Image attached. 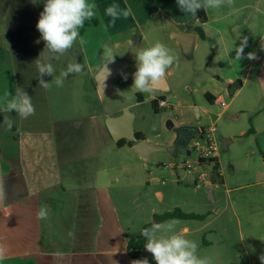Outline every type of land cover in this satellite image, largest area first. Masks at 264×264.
I'll return each mask as SVG.
<instances>
[{
    "label": "crops",
    "instance_id": "crops-1",
    "mask_svg": "<svg viewBox=\"0 0 264 264\" xmlns=\"http://www.w3.org/2000/svg\"><path fill=\"white\" fill-rule=\"evenodd\" d=\"M89 2L96 5L97 17L85 21L80 29L87 44L82 49L77 40L68 52L51 61L56 76L66 70L69 63H81L83 71L69 74L62 87L52 82L53 76L45 75L43 78L51 84L45 89L39 86L35 64L45 49V41L36 27L44 7L37 8L36 0H0V103L7 94L15 95L19 88L30 95L35 107V114L27 119L20 118L15 112L8 113L13 120L11 128L0 126L3 196L0 202V245L5 248L0 264H132L134 260H140L141 254L137 258L130 256L129 238L123 232L125 225L116 197L117 194L123 196L125 188L121 187L117 193L112 190L114 183L122 181V177L113 174L112 168L93 169L88 162L93 160L95 163L98 159L99 165L105 158H112L113 145L121 151L125 147L133 149L132 155L123 153L131 160L122 158L118 163L121 172L124 168L129 171L130 180L136 178L143 158L134 145L125 143L120 146L118 141L122 138L131 140V135L125 134L129 128L149 138L142 125L135 126V121L144 119L145 115L133 107L160 97L167 100L165 93L171 90V82L166 71L165 78L154 85L152 91L133 88L136 57L123 55L118 50L119 46L128 43L124 37L126 32L139 27L131 1ZM111 4H118L121 9L131 7L134 15L127 19L121 17L112 24L111 17L105 12ZM237 8L242 12L241 6ZM207 13L204 24L210 25L213 12L208 9ZM224 22L223 19L216 20V25ZM198 25L173 29L172 35L174 37L176 32L194 34L193 48L199 38H214L212 30L206 32V37H201L196 30ZM260 44L258 40L249 45V52L258 56ZM105 45L113 49L115 58L126 61L117 81L116 94L125 87L127 95L121 94L114 99L118 106L113 112L106 111V108L98 111L100 104L102 108L106 103L105 98L113 95L104 96L99 89L98 76L105 64ZM44 55H48L46 50L41 60ZM228 78L232 80L231 75ZM119 79L123 80L121 84ZM230 87L235 89L237 86L231 83ZM206 93L216 99L214 92ZM199 112L202 116L201 108ZM4 115L0 112V122ZM123 116H129L130 121L120 124L118 130L121 134L115 137L108 120ZM153 179L155 176L148 177V186ZM211 192L214 199V185L210 195ZM157 193L163 197L162 191ZM42 206L48 209L47 219H37V211ZM126 206L128 204L124 203L123 207ZM153 212L155 216L154 209ZM117 238H120L119 242Z\"/></svg>",
    "mask_w": 264,
    "mask_h": 264
},
{
    "label": "rangeland",
    "instance_id": "rangeland-1",
    "mask_svg": "<svg viewBox=\"0 0 264 264\" xmlns=\"http://www.w3.org/2000/svg\"><path fill=\"white\" fill-rule=\"evenodd\" d=\"M130 1L139 27L126 32L124 37L128 43L119 46V52L135 56L160 41L177 58L166 70L171 90L165 94L170 105L159 111L152 101L133 107L145 115L144 119L135 121V126L142 125L149 137L146 139L166 149L154 151L149 161L141 159L142 167L131 180L129 171L124 168L121 172L118 162L122 158L131 160L123 153L132 155L133 149L125 147L121 151L113 145L112 158H105L99 165L98 159L95 163L91 160L88 166L100 167L102 171L112 168L113 174L122 177L112 190L117 193L121 187L125 188L123 196L117 194L116 198L123 215L124 236L129 240H138L147 223L174 221L175 232H183L186 238L196 241L198 255L210 258L211 264H261L259 256L264 254V50H261L264 0H234L231 6L210 9L212 24H203L202 28L205 34L214 31L215 36L199 38L190 51L183 49L172 31L200 24L198 11L196 15L183 12L177 0ZM45 2L36 0L37 8L44 7ZM240 6L242 12L237 8ZM219 19L225 22L217 26ZM244 35L248 37L245 57L249 45L260 40L259 58L255 61L235 59V48ZM135 36H140L137 41ZM231 83L237 87L231 88ZM123 90L106 97V103L102 108L101 103L98 111L106 108L113 112L118 106L114 99L125 95V87ZM208 91L214 92L216 99L209 100ZM196 107L202 109V116ZM190 124L206 129L199 138L202 145L207 144L210 135L207 128L212 125L217 135L231 137L226 144L218 137L215 152L221 167L220 177L215 180L213 163H198L201 150L195 147V139L190 142L191 147L174 149L180 128ZM251 127L255 131L248 133ZM149 176H155L151 186L147 185ZM212 185L214 199L213 192L210 195ZM157 191H162L163 197ZM124 203L128 206L123 207ZM176 207L201 217L158 220L160 214ZM140 254L139 259L146 258L149 264H156L146 249H141Z\"/></svg>",
    "mask_w": 264,
    "mask_h": 264
},
{
    "label": "clouds",
    "instance_id": "clouds-1",
    "mask_svg": "<svg viewBox=\"0 0 264 264\" xmlns=\"http://www.w3.org/2000/svg\"><path fill=\"white\" fill-rule=\"evenodd\" d=\"M35 2V0H34ZM234 0H177L179 8L185 13L196 15L197 11L203 8L218 9L225 4L231 6ZM106 15L111 17V23L123 17L127 19L134 15L132 8L121 9L118 4H111L105 9ZM97 17L96 5L89 0H46L44 9L40 13L37 22V29L41 33V39L45 41V49L48 55H44L43 60H35L39 86L49 89L51 84L43 77L45 75L53 76L52 82L57 87H62L64 79L69 74H79L84 66L81 63H69L66 70L55 75V68L51 62L53 59H59L60 56L68 52L79 40L81 48L87 44V41L81 36L80 29L84 27L85 21H90ZM39 41H37L38 43ZM248 44V37L241 38L239 46L235 48V59L255 60L259 57L255 52L247 53L245 57L244 48ZM261 50H264V43L261 44ZM105 60L104 69L108 71L107 65L115 60L113 49L107 45L103 49ZM137 68L133 74L132 87L142 91H152L154 85L165 78L166 70L176 61V56L172 54L164 43L156 41L151 47L142 49L135 54ZM127 77H125L126 79ZM11 96L9 99L8 97ZM0 112L5 113L0 126L11 128L13 120L7 115L15 112L22 119H27L35 114V107L31 101L30 95L22 89H17L15 95L7 94L0 103ZM48 209L42 206L37 211V219H47ZM175 222H153L151 227L144 228L140 233L145 238L146 251L150 252L156 261V264H211L208 257L198 255L199 244L186 238L183 232H175ZM159 234V235H158ZM5 248L0 245V260L4 259ZM261 264H264V254L259 256ZM132 264H149L145 259L134 260Z\"/></svg>",
    "mask_w": 264,
    "mask_h": 264
},
{
    "label": "water",
    "instance_id": "water-1",
    "mask_svg": "<svg viewBox=\"0 0 264 264\" xmlns=\"http://www.w3.org/2000/svg\"><path fill=\"white\" fill-rule=\"evenodd\" d=\"M137 37L135 36L134 41H137ZM174 37L179 41L181 46L185 51H190L193 49L195 35L192 33H185V32H176ZM126 64L125 60H120L115 58L114 62H111L107 65L108 71L101 69L99 73L100 79V92L102 95H110L115 93L117 89V81L121 75V68ZM199 111V107H196ZM130 121L129 116H123L120 118H112L108 120V126L115 137L120 136L121 132H119L118 128L122 123H128ZM125 134L131 137V140H134L136 143L134 144V148L140 154V156L144 159L149 161L151 159V155L154 151L166 149V147L151 143L148 139H139L136 135V132L133 128H129ZM202 129L198 125H184L179 130V135L176 140V146L174 149H178L179 146L186 147L188 142L195 138V137H202ZM218 137L224 140L226 144L228 140H231V137H226L224 135L219 134ZM228 146V145H227ZM1 172V170H0ZM263 175V173H262ZM3 196H2V182L0 177V202L2 203Z\"/></svg>",
    "mask_w": 264,
    "mask_h": 264
},
{
    "label": "trees",
    "instance_id": "trees-1",
    "mask_svg": "<svg viewBox=\"0 0 264 264\" xmlns=\"http://www.w3.org/2000/svg\"><path fill=\"white\" fill-rule=\"evenodd\" d=\"M198 15H199L200 24L196 27V30L199 32L201 37H206V34L202 28V25L207 21L208 13L203 8H201L198 10ZM206 96L211 101H213L215 99V98L212 99V96L210 93H206ZM161 99H163V97H160L157 100L153 101V106H154L156 111L160 110V107L158 106V102ZM254 131H255L254 128L251 127L249 129L248 133H253ZM136 135L139 139L146 138L145 135L140 131H137ZM125 143H129L130 145H134L136 142L134 140H127L126 138H122L118 141V145H120V146L124 145ZM208 162L213 163V174H214L213 176H214V180H215V177H220V167H221L220 161H219L217 156H213L212 158H209V159H207V158L201 159V164H205ZM198 217H201V215L198 213L187 212L180 207H176L173 210H169V211H166V212L160 214L159 220H166L169 218H198ZM151 224L152 223L145 224L144 228L151 227ZM145 244H146V240L142 235H140V238L138 240H136V239L129 240L127 246H128L130 256L133 258L139 257L140 250L144 247Z\"/></svg>",
    "mask_w": 264,
    "mask_h": 264
},
{
    "label": "built area",
    "instance_id": "built-area-1",
    "mask_svg": "<svg viewBox=\"0 0 264 264\" xmlns=\"http://www.w3.org/2000/svg\"><path fill=\"white\" fill-rule=\"evenodd\" d=\"M170 103L165 99H161L159 100L158 102V106L159 107H167L169 106ZM207 131L210 132V135L207 139V144L205 145H202L199 141V138L201 137H195V147L197 149H200L201 150V154L198 158V163L201 164V159L202 158H212L213 156H217L216 155V147H217V143H218V135L216 133V127L214 125L210 126L209 128H207ZM202 133H203V136L204 134L206 133V129H203L202 130ZM202 136V137H203ZM194 146V145H193Z\"/></svg>",
    "mask_w": 264,
    "mask_h": 264
},
{
    "label": "flooded vegetation",
    "instance_id": "flooded-vegetation-1",
    "mask_svg": "<svg viewBox=\"0 0 264 264\" xmlns=\"http://www.w3.org/2000/svg\"><path fill=\"white\" fill-rule=\"evenodd\" d=\"M200 127V126H199ZM202 130H203V127L201 126L200 127ZM194 139V138H193ZM193 139H191L189 142H188V145L185 147V148H187V147H191L192 146V144H190V142L193 140ZM180 147H182V146H179L178 148H180Z\"/></svg>",
    "mask_w": 264,
    "mask_h": 264
}]
</instances>
